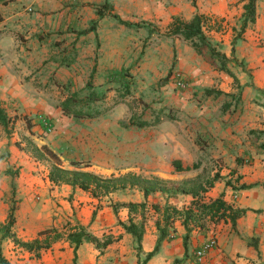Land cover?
Masks as SVG:
<instances>
[{
  "label": "crops",
  "instance_id": "0c3cea01",
  "mask_svg": "<svg viewBox=\"0 0 264 264\" xmlns=\"http://www.w3.org/2000/svg\"><path fill=\"white\" fill-rule=\"evenodd\" d=\"M247 1L196 0L192 7L175 0L169 5L166 0H0V110L11 118L7 127L0 124V256L4 260L9 264L144 260L145 264H264V0H256L254 21L247 23L233 51L231 45ZM105 2L108 7L99 18L96 10ZM195 14L203 16L202 31L228 58L235 80L211 71L212 66L181 37L162 38L176 18L189 23ZM93 22L94 29L88 31ZM113 28L116 36L111 38L108 30ZM144 44L146 58L131 75L149 76L156 64L154 52L168 49L172 55L167 66L174 62V68L189 79L190 89L170 99L179 109L178 119L138 127L129 123L130 117H123L122 108L97 105L126 82L125 70L139 55L133 57L132 52L141 51ZM199 89L213 93L202 96ZM236 90L231 106L211 104L220 97L231 103ZM90 95L100 100L88 102L86 111L98 115L74 117L62 111L66 100L87 102ZM199 97L202 101H195ZM54 99L60 100L58 108ZM182 116L186 123L180 121ZM50 118L54 130L47 132L45 119ZM27 140L52 150L63 169L99 176L131 172L180 185L211 164L200 176L213 180L211 187L198 198L205 203L221 198L245 214L234 226L223 220L206 222L204 230L189 225L184 245L183 218L172 217L166 225L163 209L166 205L186 209L191 195L154 192L144 197L133 187L94 197L77 187L54 185L48 177L49 162L36 160L24 148ZM174 160L182 167L199 166L175 171ZM141 202L145 207L132 212L126 206ZM10 217L13 224L6 232ZM130 223L142 231L139 251L134 236L124 228ZM81 228L100 242L110 238L111 243L97 248L83 239L74 249L72 238ZM46 230L53 232L40 234ZM55 232L59 237L54 238ZM212 236L217 239L216 249L201 263L195 262L193 250ZM35 240L49 245L38 251L20 245Z\"/></svg>",
  "mask_w": 264,
  "mask_h": 264
},
{
  "label": "trees",
  "instance_id": "16d2710c",
  "mask_svg": "<svg viewBox=\"0 0 264 264\" xmlns=\"http://www.w3.org/2000/svg\"><path fill=\"white\" fill-rule=\"evenodd\" d=\"M255 2L256 0H248L247 3L244 5L245 14L244 20L241 24L239 32L236 34L234 39L232 40V51L234 50L235 41L240 37L242 32L244 31L248 22L254 21L255 16ZM108 7V4L105 2L104 4L98 6L96 10V15L101 18L104 13V9ZM113 17H117L113 15ZM203 16L195 14L194 17L191 19L189 23H183L179 18L174 20L171 33L172 36H179L183 40L190 43L191 47L196 51L198 55H200L205 62L210 64L215 69L224 72L227 76L231 77L235 80V75L230 71L228 68V58L225 55L221 54L219 51L216 50L214 46H212L206 39L203 31H202V22ZM119 23L125 24L119 20ZM95 22H93L88 31L94 29ZM87 31L82 32L85 34ZM166 80V78H165ZM87 86L89 87L90 84L88 83ZM204 93L212 94V90H205ZM217 96L221 94V92H214ZM100 100L99 96H91L87 102L79 100V99H69L66 100L61 104V109L66 114H72L74 117H94L98 115L96 113L91 114L90 112H82L80 110H76L72 108L71 105L79 104L80 102L84 105H87L90 101H97ZM28 119L26 118V121ZM11 122V118L7 117L5 114L2 113L0 110V124L4 127H7L8 124ZM138 127H145L148 126L146 122H139L137 124ZM32 156L36 158V160L40 161H47L49 162V180L54 185L59 184H67L72 187H77L83 191L91 192L94 197L105 196L110 193H113L118 190H122L125 188H133L136 187L143 192L144 197H147L149 194L154 192L160 193H167L170 197L176 194H186L191 195L193 200L191 201L190 205L183 210H178L172 206H165L163 209V218L164 222L167 225L169 223V219L175 216H179L183 218L182 224L185 228L186 234L184 236V245L189 237V225L192 228H197L199 230L206 229V222L216 223L220 220L228 221L233 226L236 223V220L242 217L245 214L244 209H236L233 208L231 205H228L224 202L221 198H217L212 200L208 203L202 202L198 196L200 193H204L207 191L209 187H211L213 180H207L204 183L199 184H180L177 187H170L166 186V181L158 179L156 177L151 178H144L141 175H137L135 173H124L118 176L111 175L110 177H102L96 175L92 172H83V171H70L63 169L61 167L59 157L50 150L47 146L43 145L37 147L34 145L30 140L26 141V148H25ZM72 165H79L80 162H71ZM172 166L174 167L175 171H188L198 168V164H193L191 167H182L181 163L178 160L172 161ZM264 187V182H263ZM130 212L135 211L138 207L144 208L145 203H128L126 205ZM155 210H158V206H154ZM13 224V219L10 217L6 227L4 228L7 232L11 225ZM125 230L134 236L138 251L140 250V242L142 237V231L137 230V226L130 223L128 226L124 225ZM159 228V227H158ZM53 232V230H46L40 232V234H47ZM160 234L163 236V230H160ZM59 237V234L55 232L54 238ZM90 241L95 244L97 248H104L108 244L111 243V239L107 238L100 242V240L86 234L84 230L81 228L79 233L72 238L74 243V249L81 244L82 240ZM22 247L28 250H40L42 248L48 247V242L41 243L39 240H35L32 243H21ZM157 250V247L155 248ZM151 254L147 255L148 258ZM0 264H9L6 260H4L0 256ZM138 264H145V260L143 263L138 261Z\"/></svg>",
  "mask_w": 264,
  "mask_h": 264
},
{
  "label": "rangeland",
  "instance_id": "374dc122",
  "mask_svg": "<svg viewBox=\"0 0 264 264\" xmlns=\"http://www.w3.org/2000/svg\"><path fill=\"white\" fill-rule=\"evenodd\" d=\"M175 1H176V4L188 3L190 6L196 7V0H175ZM24 3L27 6L28 2L25 1ZM166 4L169 5L172 3L170 2V0H166ZM20 5L22 6V4H20ZM182 22L184 23V21H182ZM215 23L217 24V22H215ZM171 29L165 30L161 35L162 38L167 37V36H172V35H170ZM121 30H123V29H121ZM108 31H109V35L111 38H113L112 35L116 36V33H115L116 30H114V28L109 29ZM117 32H118V34L121 33L120 31H117ZM131 36L134 37V34ZM185 42L188 46L191 47L189 42H187V41H185ZM145 47H146V45L144 44L142 46L141 51L134 50L132 52L133 57L135 55L137 57V54H139V55L137 58H133L134 63L131 66V68L125 70V72H126L125 76L128 77V79L124 83L125 86H124V84H121L119 87H117V89H115L114 94L112 96H108V97L104 98L103 100L100 101L101 103H99V105H97L99 107L106 105L108 107L122 108L121 114L123 115V117L127 116V119H128V117H130L129 123L133 126H136L139 122H146L148 124H151L153 122L171 121L172 118L178 119L181 114L180 115L177 114L179 109L173 106L170 99L172 96H174L176 94L182 96V93L187 92L190 89V83H189V87H187L183 91H178L177 89H175L173 87V85L171 83L170 75H171V72L173 70H178V69L174 68V66H173L174 62L167 66V59L169 58L170 54L172 55V53L168 49L162 48L158 52H154V54H155L154 61L156 60V64L154 66V69L151 68L152 71L149 74V76L146 75L147 78H146V76H140L137 78V77L131 75L132 72L135 70L136 65L141 63L142 61H144V58H146L147 51H146ZM107 48L109 49V46H107ZM122 48L124 49L123 46H122ZM125 50L126 49L122 50V52L128 54V52H126ZM70 53L71 54L76 53V51L75 52L70 51ZM123 59L124 58H121V60H123ZM210 69L213 72H217L218 74L222 73L223 75L227 76L224 72H221V71L215 69L214 67H212ZM233 69L235 71V67ZM129 70H131V71L128 72ZM180 72L183 74V76L189 82V79L185 76V74L182 71H180ZM160 75H162L163 77H160ZM158 78H160V79H158ZM165 78H166V80H165ZM122 85L124 87H122ZM161 87L163 88L162 90H160ZM160 92H164L165 94L161 95ZM198 92L200 95L204 94L203 89H199ZM238 92H239V90H236V92L232 96L231 103H229V104L226 101L222 102L221 97L218 99L219 101L217 103H213L211 101V104L214 106H216L218 104L222 108L225 107L226 105L231 106L232 103L235 102L234 99L238 96ZM194 93L195 92H193L192 94H194ZM98 94H100V93H98ZM202 96H204V95H202ZM202 98L203 97L195 98V101L201 102ZM56 100H58V99H54L53 105L56 108H58L59 104H60V102H59L60 100H58V101H56ZM82 101H84V100H82ZM71 106H72V108H74L76 110L83 111V112H86V109H87V105H84L81 102L79 104H73ZM184 114H185V112H184ZM183 119H184V121H183ZM50 120L52 122L53 130H54V122L52 121L53 118H50ZM180 121L182 123H186L185 117L182 116ZM188 125L189 124H187V127H188ZM198 134L199 133H197V135ZM198 140L203 142L205 139H203V137L201 138L200 135H198ZM24 148H26V142H25ZM211 166L212 165L210 164L204 169L210 170ZM203 172L200 173V176L203 175ZM112 175H115V174H112ZM118 175H120V174H117L115 176H118ZM110 176H102V177H110ZM200 176L187 178L186 184L193 185V184H197V182H199V181L204 182L205 177L201 178ZM166 186L168 188H170V187H177L178 185H174L172 182H166Z\"/></svg>",
  "mask_w": 264,
  "mask_h": 264
},
{
  "label": "built area",
  "instance_id": "2783aa9c",
  "mask_svg": "<svg viewBox=\"0 0 264 264\" xmlns=\"http://www.w3.org/2000/svg\"><path fill=\"white\" fill-rule=\"evenodd\" d=\"M170 79L173 87L178 91H183L189 87V82L179 70H173ZM45 120L46 131L50 132L53 128L52 122L48 119ZM216 247L217 239L214 236L205 239L193 250L192 256L194 261L201 263L206 258L207 254L216 249Z\"/></svg>",
  "mask_w": 264,
  "mask_h": 264
}]
</instances>
